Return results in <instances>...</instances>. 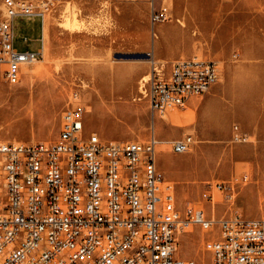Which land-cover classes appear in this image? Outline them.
<instances>
[{"label": "rangeland", "instance_id": "obj_1", "mask_svg": "<svg viewBox=\"0 0 264 264\" xmlns=\"http://www.w3.org/2000/svg\"><path fill=\"white\" fill-rule=\"evenodd\" d=\"M151 2L167 6L170 16L153 24ZM47 13L44 57L26 63L16 84L0 78V139L53 141L78 92L87 133L104 141H143L155 131L165 148L158 154L164 192L170 185L179 208L212 214V199L202 195L207 191L217 218L264 216V147L239 131L238 110L229 113L225 100L233 86L238 109V85L234 78L229 84V66L236 69L243 60L247 72L264 67V0H59ZM41 21V16H15L19 50L40 47ZM194 56L220 62L218 81L185 106L153 115L147 99L140 98L153 66L164 77L176 59ZM187 134L194 137L190 150L174 152L173 142ZM218 182L223 191L215 187ZM205 234L197 227L183 233L179 254L208 264Z\"/></svg>", "mask_w": 264, "mask_h": 264}, {"label": "built area", "instance_id": "obj_2", "mask_svg": "<svg viewBox=\"0 0 264 264\" xmlns=\"http://www.w3.org/2000/svg\"><path fill=\"white\" fill-rule=\"evenodd\" d=\"M58 1L0 0L3 82L18 83L22 64L44 57L43 39L35 50L15 46V16L44 20ZM169 16L167 6L151 2L153 24ZM220 71L218 60L196 56L176 59L164 77L154 65L141 98L153 115H163L208 92ZM85 114L75 92L53 141L0 140V264H197L178 252L190 227L206 233L208 264H264V216L217 218L179 208L170 185L164 192L156 133L143 141H104L86 132ZM193 144L187 134L172 148L183 153ZM215 187L225 189L222 182Z\"/></svg>", "mask_w": 264, "mask_h": 264}, {"label": "crops", "instance_id": "obj_3", "mask_svg": "<svg viewBox=\"0 0 264 264\" xmlns=\"http://www.w3.org/2000/svg\"><path fill=\"white\" fill-rule=\"evenodd\" d=\"M44 34L45 21L42 19L39 36L41 41L42 39L44 41ZM228 76L229 84L234 78L238 85V121L243 130L239 131L245 135L248 132L255 136L257 138L255 146L261 149L264 147V67L258 72L255 66L253 72H247L246 62L243 63V60H239L236 69H233L232 66L228 67ZM212 108H210L212 110L211 117L214 114Z\"/></svg>", "mask_w": 264, "mask_h": 264}, {"label": "bare ground", "instance_id": "obj_4", "mask_svg": "<svg viewBox=\"0 0 264 264\" xmlns=\"http://www.w3.org/2000/svg\"><path fill=\"white\" fill-rule=\"evenodd\" d=\"M49 13H45V16H44V21H45V17H46V15H48ZM48 34H49V31H48V27L46 26V24H45V34H44V36H45V38H44V41H43V49H42V51H43V54L46 52V50H47V46H48V43H47V37H48ZM197 57V56H196ZM199 58V57H198ZM200 59H202V58H200ZM26 63H29V62H25V63H23L22 64V71H23V66L24 65H26ZM28 66V65H27ZM27 73H31V71H32V69H31V67H27ZM147 76V75H146ZM145 78V77H144ZM3 79V78H2ZM148 79V78H147ZM230 84L231 85H233V80L230 82ZM232 88L230 89V91H229V95H228V97L226 98V103H227V109H228V111H229V113H232V112H234V111H237L238 109H237V106H236V104H235V102H234V97H233V86H231ZM142 88H143V86H142ZM140 98H141V96H140ZM191 98H193V97H191ZM190 98V99H191ZM4 99V98H3ZM171 109H176V108H174V107H170L169 109H167V111L163 114V116L164 115H166ZM155 132V131H154ZM0 140H2V139H0ZM5 141V140H4ZM47 142H50V141H47ZM160 145V140H159V144H158V151H164L165 150V148L164 147H162V145L161 146H159ZM166 146V145H165ZM165 176V175H164ZM212 215H214V216H216V208H215V200H214V197H213V199H212ZM202 209V208H201ZM205 209V208H204ZM194 227H192V228H189V230L188 231H190L191 229H193ZM204 232V231H203ZM178 252H179V250H178Z\"/></svg>", "mask_w": 264, "mask_h": 264}]
</instances>
